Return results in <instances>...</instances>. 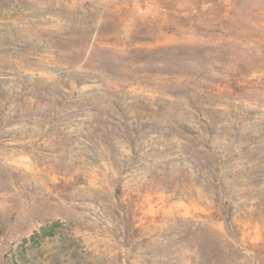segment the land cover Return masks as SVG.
I'll list each match as a JSON object with an SVG mask.
<instances>
[{
    "label": "rangeland",
    "instance_id": "obj_1",
    "mask_svg": "<svg viewBox=\"0 0 264 264\" xmlns=\"http://www.w3.org/2000/svg\"><path fill=\"white\" fill-rule=\"evenodd\" d=\"M0 264H264V0H0Z\"/></svg>",
    "mask_w": 264,
    "mask_h": 264
}]
</instances>
